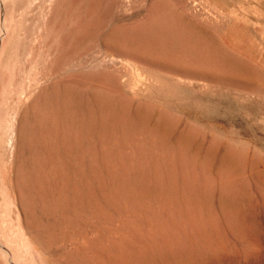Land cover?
<instances>
[{
  "label": "rangeland",
  "instance_id": "rangeland-1",
  "mask_svg": "<svg viewBox=\"0 0 264 264\" xmlns=\"http://www.w3.org/2000/svg\"><path fill=\"white\" fill-rule=\"evenodd\" d=\"M0 264H264V0H0Z\"/></svg>",
  "mask_w": 264,
  "mask_h": 264
},
{
  "label": "bare ground",
  "instance_id": "bare-ground-1",
  "mask_svg": "<svg viewBox=\"0 0 264 264\" xmlns=\"http://www.w3.org/2000/svg\"><path fill=\"white\" fill-rule=\"evenodd\" d=\"M224 74V73H223ZM214 76V75H213ZM220 76V75H219ZM222 76H225V74L224 75H222ZM216 79V78H215ZM218 80H220V79H218ZM225 80V79H224ZM216 81V80H215ZM214 82V81H213ZM247 85V84H246Z\"/></svg>",
  "mask_w": 264,
  "mask_h": 264
}]
</instances>
